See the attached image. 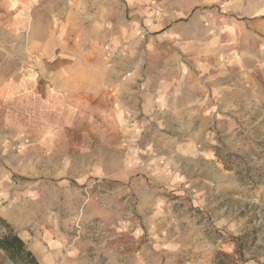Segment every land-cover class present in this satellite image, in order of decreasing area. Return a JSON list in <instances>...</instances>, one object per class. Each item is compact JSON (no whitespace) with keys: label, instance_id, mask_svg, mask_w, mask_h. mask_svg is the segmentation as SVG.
Masks as SVG:
<instances>
[{"label":"rangeland","instance_id":"rangeland-1","mask_svg":"<svg viewBox=\"0 0 264 264\" xmlns=\"http://www.w3.org/2000/svg\"><path fill=\"white\" fill-rule=\"evenodd\" d=\"M84 1L80 10L101 15L62 20L85 32L58 59L84 83L124 77L133 96L121 114L100 92L83 90L79 114L30 115L41 131L0 136V208L22 188L36 192L22 194L26 202L57 190L55 201L64 199L55 219L56 226L64 221L59 264L76 258L78 241L104 237L108 264H219L218 252L228 256L223 264H264V102L232 114L196 112L193 97L205 83L190 49L205 41L201 32L226 43L238 21L264 13V0ZM46 5H33L28 31L44 28ZM12 53L4 58L18 67H0L11 74L40 76L58 62L34 50L39 61L25 65ZM232 70L224 63L207 75L230 77ZM18 118L25 122L24 114ZM19 166L36 177L13 171Z\"/></svg>","mask_w":264,"mask_h":264},{"label":"crops","instance_id":"crops-1","mask_svg":"<svg viewBox=\"0 0 264 264\" xmlns=\"http://www.w3.org/2000/svg\"><path fill=\"white\" fill-rule=\"evenodd\" d=\"M45 1L47 5L43 7L42 12L48 21L39 32L37 27L30 28L29 31L27 27L33 19V5L40 0H0V67L4 68L6 63L9 66L12 64L14 68L18 67L15 60L6 56L4 58V51L13 52L12 56L22 59L25 65H33L35 61H39L33 58V53H29L34 50L42 51L46 61H54L55 58L58 61L51 65V68H44L40 76L33 75L29 71L20 75L18 70L11 74V71L0 69V136L7 132L15 134L22 130L32 133L41 131L42 128L33 125V117L42 116L44 113L63 118L65 114L77 109L79 114L78 100L83 90L91 92L95 89L96 93L100 92L105 99L108 98L110 106L114 109L120 107L121 114L126 111L129 95L133 96V91L123 86L126 84L124 77L111 80L106 74L103 79H90L88 83H84L80 75L66 72V64H63L62 59H58L61 55L58 52L67 49V43L78 41L85 30L78 33V28H72L73 22L63 23L62 20L91 19L101 14L80 10L81 4L86 2L84 0H73L74 9H70L67 5L68 0ZM87 1L95 4L101 0ZM125 2L143 3L144 0H125ZM104 16H108V12ZM94 29L96 30V25ZM232 29V37L228 38L226 43L219 37L210 41L208 33L201 32L205 41L190 45V49L194 52L191 56L193 65H199L200 73L203 74L201 82L205 83V86L197 88L199 94L193 97L194 108L198 113L232 114L240 112L242 107L256 106L258 102H264V13L238 21ZM102 48L108 53V45ZM226 55L229 59L225 58ZM224 63L233 67V74L230 77H208L210 67L223 66ZM180 77L182 81L187 79L186 75ZM153 79L158 82L162 80L161 77L155 78V76ZM174 81L177 82L176 77ZM209 90L212 91L211 94L208 93ZM94 94H88V98L97 99ZM23 114L25 122L21 123L18 117ZM30 115L33 116L31 120ZM26 143L30 142L26 140ZM13 158L17 161L21 158L26 159L27 156L14 155ZM13 171L31 178L36 177V174L28 172L26 167H15ZM30 191L36 193L31 188H22L19 192H13L12 202L0 208V215L12 224L14 233L23 240L39 264H55V260L59 264L58 260L64 254L62 240L58 236L59 226H62L64 221L56 226L55 219L62 218L61 209L64 208V199L55 201L54 195H58V191L48 189L40 192L44 195L46 191L49 195L46 200L26 202L22 194ZM29 231L32 233L31 237L27 236ZM77 245L76 258L72 261H63L62 264H108L107 237L101 241L82 239ZM0 264H11L7 262L2 250H0Z\"/></svg>","mask_w":264,"mask_h":264},{"label":"trees","instance_id":"trees-1","mask_svg":"<svg viewBox=\"0 0 264 264\" xmlns=\"http://www.w3.org/2000/svg\"><path fill=\"white\" fill-rule=\"evenodd\" d=\"M6 229L0 237V250L14 264H39L33 253L27 249L23 240L15 234L10 225L0 217V231ZM228 257L224 252L217 253L219 264H223L222 258Z\"/></svg>","mask_w":264,"mask_h":264},{"label":"bare ground","instance_id":"bare-ground-1","mask_svg":"<svg viewBox=\"0 0 264 264\" xmlns=\"http://www.w3.org/2000/svg\"><path fill=\"white\" fill-rule=\"evenodd\" d=\"M39 36V35H38ZM69 86V85H68ZM4 183H6V182H4ZM7 184V183H6Z\"/></svg>","mask_w":264,"mask_h":264}]
</instances>
